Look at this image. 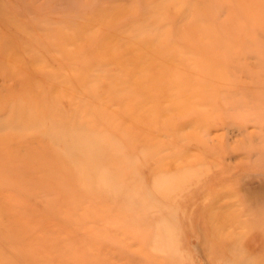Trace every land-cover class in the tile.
Segmentation results:
<instances>
[{
  "label": "rangeland",
  "instance_id": "rangeland-1",
  "mask_svg": "<svg viewBox=\"0 0 264 264\" xmlns=\"http://www.w3.org/2000/svg\"><path fill=\"white\" fill-rule=\"evenodd\" d=\"M0 264H264V0H0Z\"/></svg>",
  "mask_w": 264,
  "mask_h": 264
}]
</instances>
